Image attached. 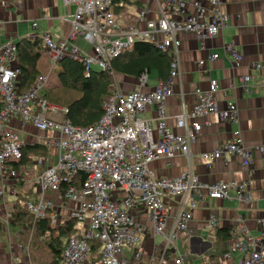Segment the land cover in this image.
Returning a JSON list of instances; mask_svg holds the SVG:
<instances>
[{
  "label": "built area",
  "instance_id": "1",
  "mask_svg": "<svg viewBox=\"0 0 264 264\" xmlns=\"http://www.w3.org/2000/svg\"><path fill=\"white\" fill-rule=\"evenodd\" d=\"M66 5L74 4L75 13L69 20L71 30L64 39L55 40L50 34L40 37L51 53L54 65L64 58L82 62L85 73L90 75L93 68L108 70L115 80L112 94L105 97L104 114L98 122L88 126H76L67 119V106L50 103L43 95L49 83L48 74H40L26 92L18 91L22 74L15 42L0 44V96L4 105L0 109V200L9 203L8 196L17 198L19 181L22 186L32 184L38 191L36 199L25 205L35 219L48 217L53 224H60L62 215L54 198L48 192L59 194L64 201L76 205L69 211V217L77 222L80 233L67 238L61 264H137L141 254L135 246L141 241V234L154 233L164 239L162 247H156L151 264H169V257L175 264H183L185 256L179 253L180 236L188 232L193 210L207 194L222 198L236 199L244 203L253 201L246 183L232 181L203 182L192 168V145L195 144L204 127L199 118L216 112L222 120L238 119V108L228 102L227 108L219 110L216 93L220 89L217 80H211V87L199 92L196 104L187 110L183 104L180 114L175 116L176 125L184 130L177 133L168 124L166 101L173 96L176 79L181 77V41L178 33L195 32L204 43L215 37L227 25L229 16L223 10L225 0H207L210 9L201 1L194 6L197 14H185L187 3L184 0H153L158 10L156 18H148L150 6L139 9L136 19L129 25L123 24L114 12L113 0H63ZM3 0H0V4ZM209 14L205 18L206 14ZM37 26V22H34ZM83 38L91 46V51L81 49L75 41ZM137 41L152 42L170 57L168 78L158 80L149 91L141 90L148 86V74L140 77V88L123 93L117 86L116 73L112 60L131 48ZM227 56L232 62H240L242 54L234 44L225 45ZM217 53L210 56L215 60ZM203 60L198 62L202 67ZM251 75L240 76V82L249 89ZM264 81V80H263ZM264 84V83H263ZM184 93H181L183 97ZM184 100V99H182ZM148 106H153L157 116L142 115ZM19 118V127L25 129L33 124L48 136L39 144L57 150V161L36 177L31 176L21 166L24 141L10 130L13 118ZM264 151V146H246L235 132V137L224 142L210 152L202 153L205 159L236 155L242 166L251 168L254 163V150ZM178 154L188 158L190 169L179 176L156 177L150 163L160 158H172ZM37 163L44 164L49 157L37 156ZM25 172V174H23ZM80 173L86 178L81 187L71 184ZM15 182L8 184V181ZM64 183L67 186L62 190ZM124 192L121 196L118 193ZM181 196L173 216L169 215L166 199ZM66 204V203H64ZM62 207V206H61ZM149 209L151 226L137 220L136 211ZM15 208L9 204L0 211L2 229L9 232L14 220ZM172 223L167 228L169 218ZM239 227L226 257L241 254L237 264H264V217L258 219L259 233L254 235L243 217L238 219ZM80 224V227L78 226ZM211 230L218 228V219L212 215L208 219ZM21 236L28 227L20 225ZM31 229L26 243H19L22 255L14 256L16 264L25 257L26 264H33L30 255ZM102 243L101 260L93 263L90 241ZM3 243L0 241V248ZM134 247L133 259L126 250Z\"/></svg>",
  "mask_w": 264,
  "mask_h": 264
},
{
  "label": "crops",
  "instance_id": "2",
  "mask_svg": "<svg viewBox=\"0 0 264 264\" xmlns=\"http://www.w3.org/2000/svg\"><path fill=\"white\" fill-rule=\"evenodd\" d=\"M133 1V0H132ZM128 1L129 6H135L134 13L130 18L119 19L123 24L129 25L134 22L139 9L150 6L148 18L157 17V4L153 0ZM187 3L185 14H197L194 6L196 1L210 9L207 0H184ZM135 3V5H134ZM76 6L66 5L63 0H3L0 4V44L7 42H19L28 38L34 40L43 33L50 34L55 40L64 39L71 30L72 15ZM223 10L228 14L227 25L213 38H208L202 43L195 32L182 31L178 33L181 41V77L176 79L174 95L166 101L168 124L177 133H184L182 128L176 125L175 116L182 111L183 104L190 110L198 100L199 92H205L211 87V80H217L220 85L216 93V104L219 110L227 108L228 102H234L238 108V119L222 120L218 113L212 112L201 118L203 123L201 135L198 141L192 145V168L203 182L232 181L246 183L248 191L253 196L251 203H244L236 199H222L211 196L203 190L205 198L200 201L197 208L193 210V219L189 223L188 232L183 233L178 243V251L174 258L182 253L185 256L183 264H237L243 257L241 254H234L226 257L223 253L214 250L216 230L208 226V219L214 215L218 219V229L229 228L231 232H237L239 227L238 219L243 217L250 232L254 235L259 233L258 219L264 217V151L254 150V163L251 168L242 166L240 158L236 155L220 156L215 159H205L204 152H210L224 142L235 137V132H240V137L246 146L256 148L264 146V0H225ZM209 14L205 15L207 18ZM37 22V26H34ZM76 45L86 51H91V46L83 38L78 37ZM234 44L242 54L240 62H232L227 56L225 45ZM217 53L219 57L215 60L210 56ZM200 60L204 61L202 67L198 66ZM19 61V59H18ZM41 74L49 75V83L43 90V95L52 104L66 106L69 100L67 95L76 93L70 90L63 98L55 103L54 99L60 92L59 71L61 63L54 65L51 53L46 49L38 61ZM117 74V73H116ZM144 74V73H143ZM148 86L141 87L143 91H149L155 87L158 78L155 72L148 73ZM251 75L249 89L241 85L240 76ZM140 77H132L119 74L117 86L128 93L135 88H140ZM150 80V84H149ZM184 93L183 97L181 93ZM184 99V100H182ZM143 116L155 118L156 110L148 106ZM10 130L15 132L25 145L39 144L42 139L48 136L46 131L39 130L33 124H28L25 129L19 127V118H13L9 124ZM33 155V154H32ZM49 157L44 164L37 163V156ZM31 162L21 164L31 176H38L42 170L56 162L57 150L47 148L45 154H34ZM150 168L156 177L179 176L190 169L188 158L178 154L172 158H160L150 163ZM36 167V169H34ZM25 174V172H23ZM19 181V193L26 195L28 200L36 199L38 191L32 184L29 187L22 186ZM15 181H8V184ZM2 181H0V185ZM123 196L124 192H119ZM53 191L48 192L49 198H54ZM18 198L8 196L9 203L5 204L0 200V211L10 204L14 209ZM181 196H174L166 199L170 216L176 211L177 203ZM27 200V201H28ZM60 202V201H59ZM65 206H58L62 220H68L69 211L76 204L64 201ZM60 205V204H58ZM16 211V209H15ZM137 220L142 224L151 226L149 209L136 211ZM172 218H169L167 228L171 226ZM1 224V223H0ZM21 222L10 226L9 232L0 229V241L3 246L0 248V264H16L14 256L22 255L18 248L19 243H26L25 235L21 236L19 229ZM218 231V230H217ZM233 235V236H234ZM232 237L228 244H232ZM164 239L154 233L141 234V241L135 246L141 254V260L137 264H151L156 247H162ZM230 247V246H229ZM126 254L133 259L134 249L128 248ZM20 264H26L25 257H21ZM169 264H175L174 259L169 257Z\"/></svg>",
  "mask_w": 264,
  "mask_h": 264
},
{
  "label": "trees",
  "instance_id": "3",
  "mask_svg": "<svg viewBox=\"0 0 264 264\" xmlns=\"http://www.w3.org/2000/svg\"><path fill=\"white\" fill-rule=\"evenodd\" d=\"M129 0H113V8L116 15L123 12V8ZM130 15L127 14V19ZM18 50L19 65L22 74L18 83V91L26 92L35 82L36 78L41 74L38 67V61L45 52L46 47L41 37L34 40L25 38L16 43ZM170 57L167 53L161 51L152 42L137 41L131 47L125 50L121 55L112 60V69L117 74L139 77L143 73L155 72L160 79H166L170 70ZM59 71L60 92L58 97L54 99L55 103L59 98H63L67 94H71L70 90L76 93L67 95L65 99L69 100L65 103L69 111L67 119L76 126H88L95 124L104 114L105 97L113 93L115 80L108 70L93 68L89 76L85 73V66L82 62L71 58H64L61 62ZM48 96L46 93L45 97ZM4 105L3 98L0 96V109ZM23 157L20 163L26 164L31 162L34 154H45L47 147L42 144L24 145L22 147ZM33 154V155H32ZM86 178L85 173L76 176L71 184L81 187ZM67 186H62V190ZM28 197L19 193L18 202L15 206L13 224L20 223L28 227L25 240L29 238V233L33 229V235L30 241V255L33 264H61L63 250L65 248L67 238L76 233H80L77 228L75 219L69 217L66 222L53 224L48 217L35 219L25 203ZM1 229V224H0ZM218 230V231H217ZM216 238L214 242V250L218 253L225 254L229 251V239L234 232L229 228L216 229ZM92 255L91 260L97 263L102 256V243L91 240ZM35 252L32 251V246ZM51 247V249H50Z\"/></svg>",
  "mask_w": 264,
  "mask_h": 264
},
{
  "label": "rangeland",
  "instance_id": "4",
  "mask_svg": "<svg viewBox=\"0 0 264 264\" xmlns=\"http://www.w3.org/2000/svg\"><path fill=\"white\" fill-rule=\"evenodd\" d=\"M129 1H132V0H129ZM134 1V0H133ZM132 1V2H133ZM134 5H135V3H134ZM134 9H135V6H129V4L127 3L126 5H125V7L123 8V12H121L120 14H119V17H120V19H123V18H127V14H132V13H134L135 11H134ZM119 79V74H116V81ZM149 84H150V80H149ZM56 161H57V157H56ZM34 169H36V167H34ZM56 194H57V192H56ZM54 201H55V203L56 204H60V205H63V206H65L66 204H64V200L62 199V198H60L59 197V194H57V195H55V197H54ZM60 201V202H59ZM78 226L80 227V224L78 223ZM131 249H134V247H130ZM50 249H51V247H50ZM32 251H33V253L35 252V247H34V245L32 246ZM132 255L131 254H128V257H131Z\"/></svg>",
  "mask_w": 264,
  "mask_h": 264
},
{
  "label": "bare ground",
  "instance_id": "5",
  "mask_svg": "<svg viewBox=\"0 0 264 264\" xmlns=\"http://www.w3.org/2000/svg\"><path fill=\"white\" fill-rule=\"evenodd\" d=\"M58 66H59V63H58Z\"/></svg>",
  "mask_w": 264,
  "mask_h": 264
}]
</instances>
